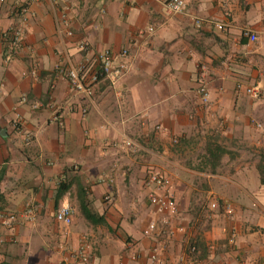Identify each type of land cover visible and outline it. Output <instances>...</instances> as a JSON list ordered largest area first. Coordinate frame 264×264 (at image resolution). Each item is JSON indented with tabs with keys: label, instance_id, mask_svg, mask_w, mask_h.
Wrapping results in <instances>:
<instances>
[{
	"label": "crops",
	"instance_id": "crops-1",
	"mask_svg": "<svg viewBox=\"0 0 264 264\" xmlns=\"http://www.w3.org/2000/svg\"><path fill=\"white\" fill-rule=\"evenodd\" d=\"M149 25L152 33L138 34ZM13 28L23 39L6 60ZM106 50L126 72L115 84L100 78L90 100L77 95L57 67L86 62L88 76ZM201 75L207 107L197 94ZM36 101L57 109L33 108ZM236 137L264 144V0H187L178 14L159 0H0V264H264L258 164L221 170ZM216 146L227 152L211 171L205 162ZM154 171L169 178L177 204L166 229L185 232L139 236L154 216L148 193L162 192L149 181ZM210 193L233 211H209ZM65 202L74 207L69 226L54 218ZM27 207L34 220L3 223L2 214ZM82 242L86 258L74 261Z\"/></svg>",
	"mask_w": 264,
	"mask_h": 264
},
{
	"label": "built area",
	"instance_id": "built-area-1",
	"mask_svg": "<svg viewBox=\"0 0 264 264\" xmlns=\"http://www.w3.org/2000/svg\"><path fill=\"white\" fill-rule=\"evenodd\" d=\"M3 1V0H1ZM170 13L178 14V13H187V0H159ZM225 1V0H222ZM24 10V9H23ZM194 23L199 26L203 22V19L199 16H192ZM66 23L65 14H61V19L59 21V25H63ZM216 27L219 30H225L228 27L227 23L224 22H215ZM154 31V26L149 25L145 28H140L138 30L139 35H144L146 33H152ZM65 33L68 35L72 34L70 29H66ZM244 35H246L250 40H257L258 36L255 33H252L250 29H244ZM6 36L9 38V51L6 53V60L12 57V53L16 48L21 46L22 43V30L20 28H13L9 31ZM81 49H86V45L83 43L80 45ZM120 56L125 57L128 55V49L123 48L120 53ZM100 59V67L98 70H94L86 75L87 71V63L80 62L77 65L69 66L66 69L61 67H57V71L60 74H63L67 79V82L70 88L77 94L82 95L87 99H92L95 93L96 83L100 78H106L112 84H115L120 77L126 72L127 64L125 61H121L119 63L114 62V56L111 51L106 50L99 54ZM203 79V75L200 76V84L197 88V94L201 100L202 106L207 107L210 103V92L209 89ZM238 89L242 87L241 83H238ZM246 92L258 98L260 96V90L256 87H246ZM22 102H27L28 97L22 96ZM33 108H48L52 110H56V104L53 101L41 102L36 101L32 103ZM85 112L86 109H83ZM255 122V120H254ZM256 126L262 128V124L259 122H255ZM17 125V123H14ZM177 142V139H174ZM123 145H125L128 149L132 151L137 150V144L132 139L125 138L123 141ZM149 181L154 183L159 189L162 190L161 193H156L155 191H150L148 193V200L154 207V216L150 218L147 224L144 226L142 230V234L145 237H149L155 233L162 234L165 230H168L167 234L174 235L177 232H185V228L180 225L175 228L166 229V225L170 223V217L177 213V204L176 200L170 191V180L164 174L154 171L151 173L149 177ZM105 199L110 200L111 197L107 195ZM207 208L209 211H221L223 210L225 213H231L233 211V207L230 203L226 201H221L217 195L214 193H210L208 198ZM73 214L74 207L70 202H65L60 205L54 212L55 220L64 226H69L73 222ZM157 215V216H155ZM25 217L29 220H34V213L31 208L27 207L21 213H5L2 214L3 223L7 226H10L12 223L18 220V217ZM236 235L233 231L231 237L229 238L230 243L235 242ZM86 243H80L79 247L72 251L70 257L74 261L84 260L86 258L85 253ZM188 252L191 255H194L198 252V247L194 243L188 244ZM150 260L152 262H156L158 260V247H155L154 250L150 253ZM64 264V263H63Z\"/></svg>",
	"mask_w": 264,
	"mask_h": 264
},
{
	"label": "rangeland",
	"instance_id": "rangeland-1",
	"mask_svg": "<svg viewBox=\"0 0 264 264\" xmlns=\"http://www.w3.org/2000/svg\"><path fill=\"white\" fill-rule=\"evenodd\" d=\"M235 141H236L235 143L232 142L229 145V146H231L232 149H229L230 153H229V156H227L228 160L225 161V164H223V169H221V170H223V171L228 170L232 166H236L238 164L245 165L244 162H246V161H251V162H255L256 164L260 163V164L264 165V144L261 146H257L255 144H250V145L246 146L245 145L246 143L242 144L240 142L239 137H236ZM232 153H237V154H243L244 153V156L243 157L238 156L237 157L238 159H236L235 155H233ZM233 160H235V162ZM232 162H234V163H232ZM141 229L142 228L138 229L139 236L141 238H143L144 235L141 234Z\"/></svg>",
	"mask_w": 264,
	"mask_h": 264
},
{
	"label": "trees",
	"instance_id": "trees-1",
	"mask_svg": "<svg viewBox=\"0 0 264 264\" xmlns=\"http://www.w3.org/2000/svg\"><path fill=\"white\" fill-rule=\"evenodd\" d=\"M227 150L224 148H221L220 146H216L214 148L208 149L209 156L207 157V161L205 162L211 171H216L217 167L220 165L221 157L224 153H226ZM257 169L260 174V180L262 183H264V165L258 164ZM85 212V211H84ZM89 215V214H88ZM90 217V215H89ZM94 222H103V219L101 217H98V219H92Z\"/></svg>",
	"mask_w": 264,
	"mask_h": 264
}]
</instances>
